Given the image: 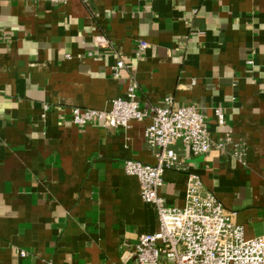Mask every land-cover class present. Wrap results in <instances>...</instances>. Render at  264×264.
<instances>
[{
    "label": "crops",
    "instance_id": "crops-1",
    "mask_svg": "<svg viewBox=\"0 0 264 264\" xmlns=\"http://www.w3.org/2000/svg\"><path fill=\"white\" fill-rule=\"evenodd\" d=\"M120 56L134 68L116 77ZM133 83L142 108L170 95L206 115L213 143L230 141L206 155L178 141L168 203L183 206L197 174L247 238L264 235V0H0V264H136L159 216L125 161L157 164L152 120L106 129L69 118L110 109Z\"/></svg>",
    "mask_w": 264,
    "mask_h": 264
},
{
    "label": "built area",
    "instance_id": "built-area-1",
    "mask_svg": "<svg viewBox=\"0 0 264 264\" xmlns=\"http://www.w3.org/2000/svg\"><path fill=\"white\" fill-rule=\"evenodd\" d=\"M148 48L141 41L136 47L139 56ZM124 68L134 66L120 56L112 67L118 77ZM137 84L128 86L124 95L111 101L110 109L73 107L70 120L78 126L97 124L106 129L128 128L131 121L150 117L145 129L149 147L157 149V164L151 165L136 159L125 161V171L140 181L141 196L157 207L159 229L141 235L129 259L136 264H163L161 258L176 264H264V235L247 238L236 213L227 209L210 191L204 189L197 174H192L186 186L183 206L170 205L162 194L164 172L175 168L179 161L175 144L180 141L194 155H206L213 149L222 151L229 138L213 143L207 126V117L195 105L175 107L168 95L161 105L144 109L140 106ZM48 110V106H45ZM220 124L225 123L224 111L215 108ZM231 154L245 162V149L231 143ZM22 256L27 253L20 251ZM97 264H119L106 261Z\"/></svg>",
    "mask_w": 264,
    "mask_h": 264
},
{
    "label": "rangeland",
    "instance_id": "rangeland-1",
    "mask_svg": "<svg viewBox=\"0 0 264 264\" xmlns=\"http://www.w3.org/2000/svg\"><path fill=\"white\" fill-rule=\"evenodd\" d=\"M161 262H162L163 264H176V263H174V262L167 261L165 258H161Z\"/></svg>",
    "mask_w": 264,
    "mask_h": 264
}]
</instances>
